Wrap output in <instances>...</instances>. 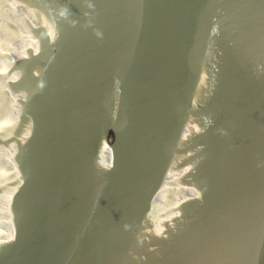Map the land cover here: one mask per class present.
<instances>
[{
	"label": "water",
	"instance_id": "obj_1",
	"mask_svg": "<svg viewBox=\"0 0 264 264\" xmlns=\"http://www.w3.org/2000/svg\"><path fill=\"white\" fill-rule=\"evenodd\" d=\"M0 264H264V0H0Z\"/></svg>",
	"mask_w": 264,
	"mask_h": 264
}]
</instances>
